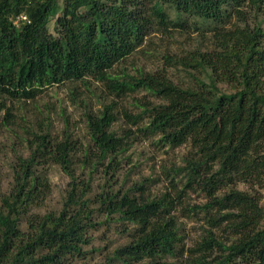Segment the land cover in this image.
<instances>
[{"label":"trees","instance_id":"obj_1","mask_svg":"<svg viewBox=\"0 0 264 264\" xmlns=\"http://www.w3.org/2000/svg\"><path fill=\"white\" fill-rule=\"evenodd\" d=\"M160 34L184 45L159 53ZM139 53L162 63L130 72ZM66 84L89 105L86 144L65 111L60 138L49 118L17 121L16 106ZM0 127L28 151L1 197L0 264H77L102 228L126 238L102 264H264V0H0ZM150 138L188 147L154 196L148 179L120 181ZM53 165L69 178L62 207L40 213ZM190 192L206 202L184 206ZM180 217L202 223L192 246Z\"/></svg>","mask_w":264,"mask_h":264},{"label":"rangeland","instance_id":"obj_2","mask_svg":"<svg viewBox=\"0 0 264 264\" xmlns=\"http://www.w3.org/2000/svg\"><path fill=\"white\" fill-rule=\"evenodd\" d=\"M184 41L183 38H180ZM159 53L174 52L178 47L183 46L175 40L167 39L161 34L157 39L154 40ZM170 42V44H169ZM185 43V42H182ZM169 44V45H168ZM170 46V48H169ZM186 46V44H185ZM150 57V56H149ZM148 55H143L141 53L133 55L131 59L128 60L127 68L130 72L131 70L130 62H133L135 66L146 67V69H153L161 65L162 60L161 54L159 58L150 57ZM168 76L173 78L177 76L174 71H169ZM175 79V78H174ZM177 80V79H175ZM102 88V84L96 83L94 87ZM70 85H61L58 87L48 88L43 93L39 94L36 100L28 101L23 105L22 109H19V105L14 109L17 115V121L24 127L30 125H37L41 121H46L49 118L52 123V133L54 137L60 138L62 131L65 129L64 117L61 116V112L65 111L64 116H68L70 120V130L75 134L74 137L79 138V140L86 144L88 141V135L85 132V123L83 114L85 109H89V105L85 107L84 105H76L70 100ZM82 94L90 95L88 91L81 85L78 92ZM99 92V91H97ZM95 92V93H97ZM78 94V93H77ZM144 93H141L139 97H142ZM92 109L98 108V105L94 103ZM128 107V100H123L119 102V107ZM19 133L23 134L22 130L15 126ZM188 147L182 146L179 148L171 149L168 147H160L155 144L154 139H148L142 143L136 145L128 154L127 158L123 161V171L120 178L122 182L123 176L129 172V177L126 178V187L134 186L138 182H142L146 179V185H148V194L156 195L169 187L168 177L166 175V170L171 169L175 166H182L183 156L187 152ZM27 155V144L23 145V142L17 135H12L9 131H4L0 127V205L1 197L6 194L10 189L11 184V170L10 164L13 163L15 155ZM96 180V183H98ZM50 181L52 184L51 192L49 193L44 206L38 210L40 213H46L48 211H58L62 207V198L67 188L69 178L64 174L61 168L57 165L50 167ZM241 190H246L247 186L240 184L238 186ZM257 189V188H256ZM206 200L204 195L199 192H190L187 194L184 206L193 204H203ZM262 204L264 206V191ZM183 222L182 227L187 236L186 243L187 246H192L200 237L201 222L196 219H186L180 217ZM94 246L100 247L101 250L96 253H89L86 255L85 259L77 262V264H102L105 262L108 254L115 249L119 244L126 242V238L119 237L113 230L108 231L106 228H102L99 232H94Z\"/></svg>","mask_w":264,"mask_h":264}]
</instances>
